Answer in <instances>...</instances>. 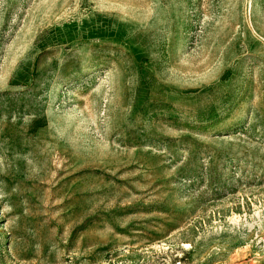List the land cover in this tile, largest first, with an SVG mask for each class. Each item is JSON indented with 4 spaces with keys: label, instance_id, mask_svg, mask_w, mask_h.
I'll return each instance as SVG.
<instances>
[{
    "label": "rangeland",
    "instance_id": "374dc122",
    "mask_svg": "<svg viewBox=\"0 0 264 264\" xmlns=\"http://www.w3.org/2000/svg\"><path fill=\"white\" fill-rule=\"evenodd\" d=\"M0 264H264V0H0Z\"/></svg>",
    "mask_w": 264,
    "mask_h": 264
},
{
    "label": "trees",
    "instance_id": "16d2710c",
    "mask_svg": "<svg viewBox=\"0 0 264 264\" xmlns=\"http://www.w3.org/2000/svg\"><path fill=\"white\" fill-rule=\"evenodd\" d=\"M81 228V227H80Z\"/></svg>",
    "mask_w": 264,
    "mask_h": 264
}]
</instances>
